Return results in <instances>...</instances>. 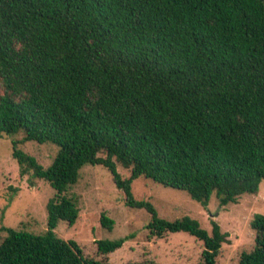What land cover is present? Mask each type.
<instances>
[{"label":"trees","instance_id":"trees-1","mask_svg":"<svg viewBox=\"0 0 264 264\" xmlns=\"http://www.w3.org/2000/svg\"><path fill=\"white\" fill-rule=\"evenodd\" d=\"M5 136L20 174L56 193L44 234L3 227L0 264H110L123 239L98 240L99 259L55 233L79 218L68 191L86 164L108 168L127 205L149 212L152 236L187 232L204 243L198 264H217L229 234L216 220L210 233L190 216L165 219L132 184L144 176L205 207L214 194L223 207L260 192L264 0H0ZM30 141L58 147L50 165L22 149ZM250 225L239 264H264V214Z\"/></svg>","mask_w":264,"mask_h":264},{"label":"rangeland","instance_id":"rangeland-1","mask_svg":"<svg viewBox=\"0 0 264 264\" xmlns=\"http://www.w3.org/2000/svg\"><path fill=\"white\" fill-rule=\"evenodd\" d=\"M22 138L23 134L16 136ZM22 149L44 165L52 163L58 147L30 141ZM12 139L0 137V245L7 233L3 227H13L34 234H44L48 229L47 203L55 195L54 188L45 180L30 184V176L21 175L13 157ZM124 177L130 172L120 168ZM133 194L139 201H150L159 215L174 220L190 216L212 233V220L223 232L229 234L223 242L217 264H239L243 251L254 247V233L250 221L256 213L264 214V182L258 194H244L238 203L220 206L214 194L205 207L187 191L164 186L141 176L133 181ZM68 195L75 198L80 209L73 224L61 220L55 233L62 239L79 244L85 255L102 259L98 240H124L121 248L108 254L110 264H131L153 261L157 264H198L202 260L204 243L187 232L166 233L164 237L152 236L147 225L151 220L145 208L130 207L124 191L117 187L110 170L102 165L86 164L80 171L76 184ZM105 213L114 220L112 229L102 225Z\"/></svg>","mask_w":264,"mask_h":264}]
</instances>
